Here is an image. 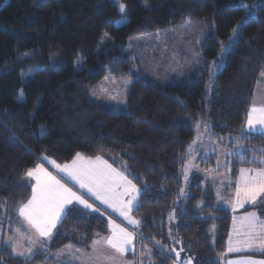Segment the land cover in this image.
<instances>
[{
    "label": "trees",
    "instance_id": "obj_1",
    "mask_svg": "<svg viewBox=\"0 0 264 264\" xmlns=\"http://www.w3.org/2000/svg\"><path fill=\"white\" fill-rule=\"evenodd\" d=\"M120 1L124 13L113 0H0V230L17 227L18 206L32 190L23 175L28 168L46 159L67 163L77 152L99 155L141 190L132 214L141 221L139 234L162 245L152 252L153 264H171L173 249L192 264H220L231 213L217 205L209 177L194 174L181 197V167L195 122L204 120L216 134L244 128L264 70V0ZM187 19L208 26L191 80L163 84L144 77L128 38ZM211 61L218 70L209 68ZM106 74L131 80L126 112L90 96ZM244 140L251 149L236 154L227 169L232 177L240 166H262L249 161L264 155V133ZM172 207L176 222L170 224ZM108 231L102 212L69 205L32 257L16 255L1 238L0 264L50 262L63 245L86 249Z\"/></svg>",
    "mask_w": 264,
    "mask_h": 264
},
{
    "label": "snow or ice",
    "instance_id": "obj_2",
    "mask_svg": "<svg viewBox=\"0 0 264 264\" xmlns=\"http://www.w3.org/2000/svg\"><path fill=\"white\" fill-rule=\"evenodd\" d=\"M242 7L247 8L250 6L242 4ZM124 10L125 6L121 4V13ZM125 19L126 17L122 16V22ZM238 30L239 25L233 29V35L229 38L230 41L235 40ZM222 51H226V49L222 48ZM218 69L219 66L215 65L214 70ZM18 99H22V93ZM245 128L247 131L264 133V102L257 104L254 101L249 107L246 113ZM191 151L190 147L189 154H191ZM48 162L56 169V175L48 171L42 164H36L34 167L28 168L23 174L26 178L33 179L35 183L32 184L31 196L26 202L21 203L17 209L18 217L21 218L25 231H21V228L17 227L15 232L20 243L23 244L27 240L29 247L26 251L17 253V243L11 237H8L4 243L5 245H11L14 253L32 257L38 247L43 246L45 240H50L53 237V231L67 214L69 205L79 204L85 209L100 212L98 207L84 198V195H81L78 191H73L72 187L62 182V179L58 178L61 174L73 182L74 185H78L79 189L94 197L95 200L118 212L120 216L127 220L128 224L136 227L141 224L140 220L131 216V212L138 204V196L141 190L128 178L125 172L113 168L99 155L94 158L85 157L79 152L73 156L70 162L64 164H57L55 160H49ZM249 162L264 165V159L257 160L253 158ZM190 166V164H185L183 167L185 179H187ZM239 173L240 175L235 181L234 199L229 201L232 204L233 211L238 207H244L246 204L264 211V208H261V205H264V167H241ZM181 193H183V189ZM233 224L237 234H243L246 238L243 241L237 240L233 244L232 234L230 233L229 252L241 250L264 252V220H261L256 211L248 212L239 217L238 224L237 218L234 217ZM109 229L110 235L93 241L91 247L97 255L90 257V261L94 260L97 264H100V261L103 260L111 264L115 260V256L104 255L100 250L101 247L111 249L117 256H123L127 251L133 249V242L137 233L129 231L111 219H109ZM33 231L36 240L31 238ZM258 240L259 243H257ZM66 247L71 249L72 245ZM75 251L79 252L80 250L76 249ZM172 251H175V249ZM176 256L179 258L180 252H176ZM82 264H87V262H82ZM176 264H179V260ZM183 264H192L191 258L183 261ZM228 264H264V259L248 257L230 260Z\"/></svg>",
    "mask_w": 264,
    "mask_h": 264
},
{
    "label": "rangeland",
    "instance_id": "obj_3",
    "mask_svg": "<svg viewBox=\"0 0 264 264\" xmlns=\"http://www.w3.org/2000/svg\"><path fill=\"white\" fill-rule=\"evenodd\" d=\"M113 1L115 2L118 11L121 13L120 5H124V3L120 0ZM207 33L208 26L203 20L187 19L174 25L166 26L162 29L131 36L128 38L130 43L129 49L133 50L134 55L138 58L141 73L144 77L163 84L190 81L191 79L189 80V78L186 77L188 73L196 70L201 63L199 54L204 41H206ZM224 49H227V47ZM74 65L75 67H79L80 60L76 59L74 61ZM215 65L216 62L211 61L209 63V68L213 70ZM130 84L131 80L126 77L106 74L89 88V94L96 101L109 106L115 111L126 112L127 109L125 106V99L129 91ZM19 96H21V92L19 93ZM194 129L195 135L188 144L186 152L187 158L181 167L182 184L179 190L181 197L188 195V184L194 174L202 177H208L229 169L233 160L236 158L235 156L237 153H242V150L244 149H251L247 146V143L244 140V137L251 134L245 127L240 133L228 131L216 134L215 131L210 129V126L206 124L204 120H199L195 122ZM190 147L192 149L191 154H189ZM262 157H264V155L252 156V158L257 160ZM185 164L191 165L189 167L187 179H185V173L183 171ZM71 187L75 189L76 186L72 185ZM137 188L139 187L137 186ZM182 189L183 193H181ZM77 191H81L79 193H85L84 190ZM225 199H227V197H225ZM216 203L219 207H221L218 202ZM177 204V201L173 202V205ZM201 206L202 201H198L197 208H200ZM174 207H172L167 214V219L170 224L176 222L174 217ZM100 212L103 211L100 210ZM205 214L208 215L207 212H205ZM131 216L134 219H137L132 212ZM120 217L126 228L127 226H130L124 217ZM17 227H20L21 231H25V226L22 224L21 218L19 217ZM17 227H14L12 231H9L6 227V232H4V234L0 230V241L2 240L1 238L6 240L8 237H11L13 241L17 243L18 253L20 251H26L29 245L27 240H25L23 244L20 243L19 237L15 232ZM131 229L129 230L137 233V235L135 236V241L133 242V249H130L129 254L126 252L123 256H117L111 249L106 247H101L100 250L104 255L115 256V260L112 261L111 264H153L152 252L154 248H161V243L153 241L149 244V242H147L139 234V229L137 232L136 229ZM109 231L105 235L96 236L86 249L76 247L73 244H68L72 245V248L79 249L80 251L78 252L75 251L76 249H69L66 247L68 249L66 252L68 253V256L64 257V255L61 254L63 253V250L66 249L57 252L54 251L53 261L50 260V262H48L44 260V262L39 261L36 264H82V262H87V264H97L96 261L89 260L90 257L97 255V253H94L92 250V243L95 239L110 235ZM215 232L216 226L211 225L209 227V233L212 237L215 235ZM33 234H35L34 231L31 233V238L35 240V236ZM47 242L48 240H45L43 244ZM100 264H108V262L101 260Z\"/></svg>",
    "mask_w": 264,
    "mask_h": 264
},
{
    "label": "crops",
    "instance_id": "obj_4",
    "mask_svg": "<svg viewBox=\"0 0 264 264\" xmlns=\"http://www.w3.org/2000/svg\"><path fill=\"white\" fill-rule=\"evenodd\" d=\"M262 73H264V70L260 73V75L258 77L250 106L253 104L254 101L257 104L264 102V75H262ZM244 127H245V125H244ZM249 132L250 133H262L260 131H249ZM83 156L90 157V156H86L85 154H83ZM102 158L104 160H106L108 162V164H110V162L106 158H104V157H102ZM49 160H51V159H46L45 160L46 163H40V164H42L46 169H48V171H50L54 175H56L57 174L56 169L48 162ZM57 164H64V163H57ZM112 167L123 172L122 170L114 167L113 165H112ZM241 167H244V168H260V167H264V165H262V166H240L239 169ZM239 169H238L235 177H232L227 172V169L224 171H221L217 174L208 176L212 181V186H213L216 202H218L221 207H224L227 210H229L231 213V221H230L227 240L225 243V249L218 256L219 257L218 259L220 260V264H228V261H230V260H237V259L248 258V257L253 258V259H264V257H262V256H256V255L250 253V252H262V251H258V250H256V251L241 250L238 252H229L228 251L230 233L232 234L231 239L233 241V244H235V241H237V240L243 241L246 238L243 234L238 235L236 230L234 229V224H233V218L234 217L237 218V224H238V218L239 217L244 216L248 212L256 211L258 213V215L260 216L261 220H264V216L257 210V208H255L251 205L246 204L244 207H242V208L238 207V208H236L235 211H233L232 204L229 203V201H232L234 199L235 181L237 180V178L240 175ZM58 178L62 179V182L66 183L69 187L74 185L73 182H71L67 177H64L62 174L59 175ZM32 181H33V183H35V181L33 179H32ZM75 186L76 187H75V189H73V191L81 190V189H79L78 185H75ZM78 192H81V191H78ZM80 194L84 195V198L87 199L89 201V203H93L96 207H98L100 210L103 211L102 213L108 219V227H109V219L115 221L117 224H120L122 227H125L123 224V221H121V219H120L121 217H120V214L118 212L111 211L112 210L111 208H108L106 205L101 204L99 201L95 200L94 197H91L86 192L80 193ZM225 197H227V199H225ZM77 205H79V204H77ZM80 206L83 207L82 205H80ZM88 210H90V209H88ZM90 211H92V210H90ZM127 228H128V230L131 228L136 229V232H137V230L139 229V226L136 227V226L130 225V226H127ZM53 234H54V231H53ZM109 234H110V231H109ZM33 235L35 236V240H36V235L35 234H33ZM257 243H259V240L257 241ZM67 245L68 244L62 246L61 248L57 249L55 252L62 251L63 249H66V250H63L62 254L64 255V257L68 256V253H66L68 251V249L66 248ZM72 249H76V248H72ZM127 253L129 254L130 250L127 251Z\"/></svg>",
    "mask_w": 264,
    "mask_h": 264
},
{
    "label": "water",
    "instance_id": "obj_5",
    "mask_svg": "<svg viewBox=\"0 0 264 264\" xmlns=\"http://www.w3.org/2000/svg\"><path fill=\"white\" fill-rule=\"evenodd\" d=\"M176 252H180V250H176L175 249V251H174V261L171 264H176L177 260H179V264H183V261H185V259L182 258L181 253H180L179 258H177Z\"/></svg>",
    "mask_w": 264,
    "mask_h": 264
}]
</instances>
